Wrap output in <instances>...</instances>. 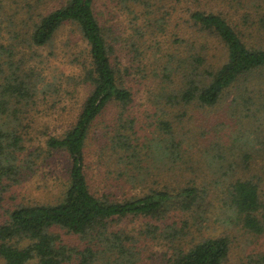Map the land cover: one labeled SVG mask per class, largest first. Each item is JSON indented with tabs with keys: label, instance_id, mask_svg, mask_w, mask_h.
Masks as SVG:
<instances>
[{
	"label": "rangeland",
	"instance_id": "rangeland-1",
	"mask_svg": "<svg viewBox=\"0 0 264 264\" xmlns=\"http://www.w3.org/2000/svg\"><path fill=\"white\" fill-rule=\"evenodd\" d=\"M92 2L93 12L106 38L112 43L117 42L119 51L116 55L120 59L117 66L124 73L125 82L122 83L132 94L126 111L120 116L127 128L121 130L137 138L134 142L136 151L142 156L148 148L144 144L157 134L158 119L170 120L185 139L190 154L186 162L178 161L174 166L159 165L160 170L148 159H141L139 174L141 177L146 175V181L131 182L128 175L120 179L103 164L112 153L109 125L115 123L117 112H120L117 106L108 107L92 123L85 145L91 190L98 196L107 193L124 199L141 195L149 188H162L164 184L176 187L193 181L206 194L204 201L211 220L209 226L201 230L191 229L183 242L185 248L203 237L227 235L230 251L224 264H249V255L255 256L264 250V234L253 236L237 231L229 221L223 220V208L225 185L238 178L253 179L264 201V107L261 106L264 103V67L241 76L215 105L206 107L166 102L168 94L185 83L180 73L176 77L164 68L169 64L170 55L177 58L180 51L197 52L199 43L205 42V38L207 48L204 53L208 62L217 68L226 60L224 44L215 36L203 35L191 25L189 15L195 10L223 13L246 44L264 47V27L260 24V19H264V0H152L151 13L147 17L144 13L115 5L111 0ZM63 3L64 0H0V62L12 60L14 69L19 66L18 75H24L29 84L23 85L25 90L22 88L26 95L10 96L6 106V113L11 117L12 111L17 113L25 149L18 160L19 181L3 194L0 222L6 220L7 210L17 204L56 202L62 197L67 182L69 156L61 151L49 152L46 140L74 123L91 90L88 84L79 82L84 66L90 65L88 45L76 24L69 22L55 32L49 43L43 46L30 44L32 24L37 15ZM133 44H136L133 47L136 50L132 49ZM2 68L8 73L5 66ZM3 75L0 72V85L6 82ZM241 97L255 100L247 105ZM4 114L0 112V116ZM254 115L261 116L258 123ZM129 122H132L130 128ZM248 136L257 138L260 144L244 159L241 146ZM234 161L239 165H234L227 174V164ZM115 169L124 170L118 165ZM133 171L130 169L129 173ZM217 217L222 221L213 222L212 219ZM147 221L130 214L116 219L111 227L137 237L127 243L132 251L126 253L136 264H162L174 250L162 236L158 240L138 236L139 229ZM63 238L79 248L84 245V240L78 237L64 234ZM0 264H3L2 258Z\"/></svg>",
	"mask_w": 264,
	"mask_h": 264
},
{
	"label": "trees",
	"instance_id": "trees-1",
	"mask_svg": "<svg viewBox=\"0 0 264 264\" xmlns=\"http://www.w3.org/2000/svg\"><path fill=\"white\" fill-rule=\"evenodd\" d=\"M111 1L126 10L144 13L146 17L151 13L152 0ZM92 3V0H64L58 8L40 13L33 20L30 44L34 46L49 43L64 23L76 24L88 45L90 64L88 68L84 66L79 82L88 84L91 90L74 123L46 140L49 152L61 151L69 156L62 197L53 203L17 204L7 210L6 220L0 222V258L3 264H136L126 253L132 251L127 243L137 237L111 227L116 219L130 214L149 220L139 229L138 236L144 235L153 240L162 236L173 248V253L165 257L162 264H224L230 251L227 235L203 237L188 248L183 243L192 228L201 230L209 226L211 220L207 214V202L204 201L206 194L193 181L176 187L164 184L162 188H149L141 195L124 199L107 193L98 196L91 190L85 145L92 123L108 107L117 106L120 112H117L115 123L109 125L112 153L103 164L120 179L128 175L131 182L146 181V175L141 177L139 174L138 162L141 159H148L160 170L159 165L174 166L178 161L186 162L190 154L185 147V139L170 120L158 119L155 127L157 134L144 144L148 148L142 156L136 151L134 142L137 138L121 130L127 128L120 116L126 111L132 94L122 83L125 82L124 73L117 66L120 61L116 55L119 51L115 45L117 42L112 43L106 38ZM189 20L203 35L217 37L224 44L227 57L217 68L208 62L204 53L207 38L199 43L197 52L180 51L177 58L170 55L169 64H173H167L164 69H169L168 73H174L176 77L180 73L185 85L169 93L166 102L177 106L191 103L213 106L237 79L264 67V47L246 44L221 12L195 10L190 13ZM260 24L264 27V19H260ZM133 47L136 44L132 46L136 50ZM3 66L8 73L4 72ZM17 67L14 69V62L10 59L0 62V72L6 81L0 85V112L5 113L0 116V203L5 190L19 181L18 160L25 149L17 113L12 111V117L6 113L10 96L26 95L23 85L29 86L24 75H18ZM240 99L247 105L255 100L252 97ZM261 106L264 107V103ZM259 118L261 116L254 115L257 123ZM258 141L249 136L243 140L241 149L244 150L241 152L244 159L258 148ZM236 164L239 165V162L227 164V174ZM116 165L123 166L124 170L116 171ZM130 169L134 170L133 173H129ZM2 187H5L4 190ZM225 193L223 220L229 221L237 231L253 236L264 234V201L258 184L251 178H238L226 183ZM215 220L222 221L218 217L212 219L213 222ZM62 233L84 240L83 247L65 241ZM248 259L249 264H264V250L255 256L249 255Z\"/></svg>",
	"mask_w": 264,
	"mask_h": 264
}]
</instances>
